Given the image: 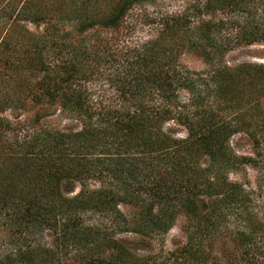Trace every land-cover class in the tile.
Masks as SVG:
<instances>
[{"label":"trees","instance_id":"16d2710c","mask_svg":"<svg viewBox=\"0 0 264 264\" xmlns=\"http://www.w3.org/2000/svg\"><path fill=\"white\" fill-rule=\"evenodd\" d=\"M155 1L0 0V264L260 263L251 247L263 218L248 205L253 192L229 173L253 163L264 182V62L228 65L224 56L264 44V0H190L160 18L153 37L130 43L121 32L128 12ZM29 22L45 27L35 32ZM185 51L206 68L181 64ZM103 71L114 91L106 104L84 84ZM55 105L80 126L3 115L42 117ZM236 133L257 158L233 151ZM69 183L79 191L64 193ZM89 213L106 222L85 223ZM180 214L187 240L162 263L116 237L162 238ZM227 217L238 221L234 250L218 262L210 243L227 235Z\"/></svg>","mask_w":264,"mask_h":264},{"label":"rangeland","instance_id":"374dc122","mask_svg":"<svg viewBox=\"0 0 264 264\" xmlns=\"http://www.w3.org/2000/svg\"><path fill=\"white\" fill-rule=\"evenodd\" d=\"M190 0H156L154 3H143L141 5H135L127 14L126 22L124 23V30L121 32L127 33L125 37L129 39V42H143L156 34L158 29L159 19L165 17V15L172 14L174 12L180 11L183 6ZM215 17H220L218 14H215ZM27 26L35 31L41 32L45 25L43 23H31L29 22ZM120 35V34H119ZM125 34H123L124 37ZM121 37V39L123 38ZM179 62L185 65L187 68L193 71H201L206 68L203 60L192 51H185L180 54ZM224 61L228 65H236L242 62H264V44L256 43L247 46H235L229 50L225 56ZM107 64L101 65V70L105 69ZM99 72V70H98ZM112 72V71H111ZM109 72V74H111ZM97 76V75H96ZM108 76L100 75L98 77H90L86 84L90 86V89L93 92L92 97L95 100H99L101 103L106 104L112 101L114 98V91L109 87L110 83L107 82ZM113 96V97H112ZM182 99H186L187 95L182 94ZM98 101V102H99ZM47 116L38 117L35 111H14L7 110L3 115L16 122L21 121V123L29 122L32 124L34 118H39L40 123L43 127L55 128V129H77L80 126V122L76 119L70 117L67 113L61 111L58 106H53L46 110ZM18 116V118H16ZM14 129L18 132L22 130L23 125H13ZM168 130L177 137H184L186 135V130L177 125H168ZM230 145L237 154L243 156H250L257 158L255 146L248 139L246 134L236 133L230 138ZM258 165H253V163H243L238 167L236 171H231L229 173L230 180H236L240 182L245 189L253 192L251 196V201L249 202L250 208L254 209L255 212H258V217L263 218L264 222V182L259 179ZM88 186L98 187V183L94 181H89ZM79 183H69L64 184L63 190L64 193L68 195H73L77 193L80 189ZM122 209L127 212L126 207ZM129 212V211H128ZM85 223L88 224H104L105 219H102L96 214H85L82 216ZM225 221L226 225L230 228L227 230L223 226L221 229L224 231L222 233H227L225 236H221L222 239H213L210 243L212 249H214V254L218 257L223 258V254L231 256V251L234 250V245L232 242L233 236L230 234L231 230H234L238 224V221L234 217H227ZM187 218L180 214L169 231L161 237H152V238H142L139 235L131 232H119L116 233V237L121 240L130 251L138 255H146L152 258V261L164 262L168 258V254L185 243L187 240ZM264 227V226H263ZM262 227V228H263ZM47 242H50L52 237L48 231H44L42 235ZM251 252H255L257 258L255 262H260L259 264H264V232L256 236L254 239V245ZM234 252V251H233ZM222 259L218 257V262ZM211 264V263H207Z\"/></svg>","mask_w":264,"mask_h":264}]
</instances>
